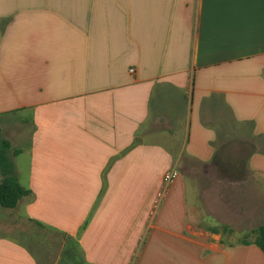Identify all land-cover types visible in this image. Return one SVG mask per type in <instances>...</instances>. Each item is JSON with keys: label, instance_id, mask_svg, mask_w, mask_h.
<instances>
[{"label": "crops", "instance_id": "crops-1", "mask_svg": "<svg viewBox=\"0 0 264 264\" xmlns=\"http://www.w3.org/2000/svg\"><path fill=\"white\" fill-rule=\"evenodd\" d=\"M1 118L0 264H264L219 228L264 225V0H0ZM190 164L245 211L202 212Z\"/></svg>", "mask_w": 264, "mask_h": 264}, {"label": "rangeland", "instance_id": "rangeland-1", "mask_svg": "<svg viewBox=\"0 0 264 264\" xmlns=\"http://www.w3.org/2000/svg\"><path fill=\"white\" fill-rule=\"evenodd\" d=\"M10 128V129H9ZM12 124L7 123L6 118L0 119V140H7L10 138V131ZM243 150L239 153V158L244 156ZM216 166H202V165H188L182 170L183 174L188 178V183L191 186L192 192L194 193L196 200L199 201L200 210L206 212L207 216H216L217 213L221 219L225 220L227 217H231V211L237 210L245 211L247 204V182L246 181H236L231 183L227 178L219 181L220 175L229 176L234 174L232 168H227L225 171L221 172ZM204 206V210L201 206ZM225 222V221H224ZM228 224L221 225L219 223V228H223L224 232H228L229 240L227 238V243H237L245 235L247 231L239 230L236 233L234 230H228L226 227ZM232 232V233H230Z\"/></svg>", "mask_w": 264, "mask_h": 264}, {"label": "trees", "instance_id": "trees-1", "mask_svg": "<svg viewBox=\"0 0 264 264\" xmlns=\"http://www.w3.org/2000/svg\"><path fill=\"white\" fill-rule=\"evenodd\" d=\"M9 149V142L0 140V173L2 176L0 182V206L3 208H14L18 201L28 193L19 186L16 180ZM18 153V151H15L14 155L16 156ZM212 231L215 232L214 230ZM240 242L243 245H254L264 254V225L249 231Z\"/></svg>", "mask_w": 264, "mask_h": 264}, {"label": "built area", "instance_id": "built-area-1", "mask_svg": "<svg viewBox=\"0 0 264 264\" xmlns=\"http://www.w3.org/2000/svg\"><path fill=\"white\" fill-rule=\"evenodd\" d=\"M129 72L130 73H133L134 70L133 69H129ZM177 176V173L176 171H168L164 177H163V183H162V188L159 192V195H158V199H157V203H159V201L162 199L164 193L166 192L167 188L169 187V185L172 183V181L176 178Z\"/></svg>", "mask_w": 264, "mask_h": 264}]
</instances>
